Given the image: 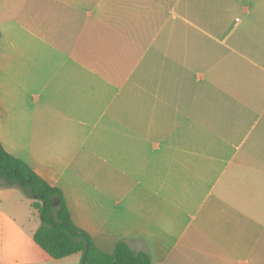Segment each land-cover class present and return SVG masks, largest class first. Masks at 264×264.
I'll return each mask as SVG.
<instances>
[{
    "label": "crops",
    "instance_id": "0c3cea01",
    "mask_svg": "<svg viewBox=\"0 0 264 264\" xmlns=\"http://www.w3.org/2000/svg\"><path fill=\"white\" fill-rule=\"evenodd\" d=\"M49 2L0 0L2 147L104 252L264 264V0ZM152 4L159 28L136 30ZM0 216L32 258L39 225Z\"/></svg>",
    "mask_w": 264,
    "mask_h": 264
},
{
    "label": "trees",
    "instance_id": "16d2710c",
    "mask_svg": "<svg viewBox=\"0 0 264 264\" xmlns=\"http://www.w3.org/2000/svg\"><path fill=\"white\" fill-rule=\"evenodd\" d=\"M19 188L34 205L40 224L34 243L49 257L59 260L81 254L79 264H153L145 252L116 242L113 252L99 249L91 236L72 221L62 191L42 180L25 162L9 154L0 143V189ZM38 202V203H39Z\"/></svg>",
    "mask_w": 264,
    "mask_h": 264
},
{
    "label": "rangeland",
    "instance_id": "374dc122",
    "mask_svg": "<svg viewBox=\"0 0 264 264\" xmlns=\"http://www.w3.org/2000/svg\"><path fill=\"white\" fill-rule=\"evenodd\" d=\"M50 0H40V12H44L49 7H51ZM87 12L88 13H95L98 8L99 12H102V15H106L111 13V5L110 0H103V6H99L97 8L96 4H98L99 0H87ZM118 10L116 13H125L126 12V0H118ZM152 8H149V21L145 22H136L134 27L136 30H147L148 32L152 33L159 28L160 22L157 20V17L153 16L159 12V7L156 4H152ZM47 6V8H46ZM114 10V8H113ZM48 11V10H47ZM98 12V13H99ZM158 15V14H156ZM240 13L236 12L232 14L231 20L234 18L240 19ZM152 21H151V20ZM94 23L88 22V30L94 29ZM40 63L41 57H40ZM41 73V72H40ZM255 131V130H254ZM253 131V132H254ZM253 137V135H252ZM240 142V141H239ZM237 142V146L241 143ZM253 142L251 141V135L246 140V145L243 147L242 145L235 153L233 157L236 158L235 163H237L238 159L242 154L248 151L249 147ZM237 167L232 165L228 172H233L236 170ZM39 201L28 198L26 194L19 188H3L0 189V212L6 215L10 220H15L19 227L24 230L25 233L30 232L33 230L36 224H40V219L38 217V221H36L35 215L33 216V209L34 205L40 204ZM32 208V209H31ZM33 210V211H32ZM36 210V209H35ZM2 217L0 216V264H79V254L71 255L69 257L55 260L48 255H45L35 244H32L34 247V252L32 253L33 257L30 258V255H25L23 258H19L18 251L20 249L19 245L14 242L13 234L14 230L10 227V224H6L1 220ZM15 238V237H14ZM42 253V254H41ZM16 257L19 261H15Z\"/></svg>",
    "mask_w": 264,
    "mask_h": 264
},
{
    "label": "water",
    "instance_id": "95a60500",
    "mask_svg": "<svg viewBox=\"0 0 264 264\" xmlns=\"http://www.w3.org/2000/svg\"><path fill=\"white\" fill-rule=\"evenodd\" d=\"M35 199H37V197L35 196Z\"/></svg>",
    "mask_w": 264,
    "mask_h": 264
}]
</instances>
